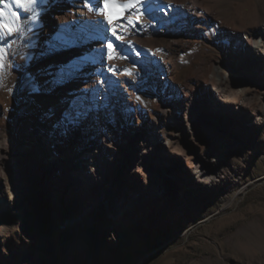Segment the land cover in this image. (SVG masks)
<instances>
[{
    "label": "rangeland",
    "instance_id": "374dc122",
    "mask_svg": "<svg viewBox=\"0 0 264 264\" xmlns=\"http://www.w3.org/2000/svg\"><path fill=\"white\" fill-rule=\"evenodd\" d=\"M204 1L217 15L193 38L196 56L181 54L177 69L146 60V88L123 108L101 118L97 97L96 112L72 121L89 101L43 98L27 70L46 16L28 5L4 12L5 23L23 24L3 40L13 55L0 83L21 192L0 206V264H264V0ZM253 49L260 57L242 58ZM88 137L91 170L81 157ZM203 147L228 191L189 175ZM190 183L202 203L179 198ZM132 192L130 211L117 208Z\"/></svg>",
    "mask_w": 264,
    "mask_h": 264
},
{
    "label": "bare ground",
    "instance_id": "6f19581e",
    "mask_svg": "<svg viewBox=\"0 0 264 264\" xmlns=\"http://www.w3.org/2000/svg\"><path fill=\"white\" fill-rule=\"evenodd\" d=\"M205 2L140 0L137 8L143 15L140 16L139 22L137 9H130L125 13L126 19L121 18L109 26L103 19L102 0H41L36 9L46 16L44 23L48 35L27 70L32 73L34 82L42 89L43 98L59 97L69 100L70 105H74L80 98H85L90 104L87 106L90 110L87 111L96 112L98 97L101 102L98 112L102 118L105 116L104 109L113 111L123 108L125 102L131 100L136 92L146 88L144 73L149 71L150 65L146 60L152 59L165 68L177 69L182 66L181 54L185 52L190 58L196 56V49H192L195 41L193 38L201 35L202 23L211 22L217 15L214 10H206ZM12 8H17L15 0H8V5L4 6L3 11H10ZM89 8L93 10L89 11ZM210 13L211 18L207 17ZM109 42L115 51L107 48ZM260 54L259 49H253L249 55H243L242 58L253 60L260 57ZM109 55L114 58L109 59ZM141 55L144 56V61ZM153 65L155 66V63ZM70 66H78L79 70L73 78L58 82L61 68ZM229 78L226 77L225 81ZM240 94H243V91ZM106 97L109 99L106 100ZM194 99L192 97L191 101ZM213 100L212 106L215 107L214 112H217L220 108L219 100L215 97ZM238 104L244 105L243 102ZM117 112H121L120 109ZM6 131L5 126L0 128V206L3 208L13 205L21 192L20 172L15 164L11 142L5 138ZM87 139L88 148L82 152L81 157L83 163L91 170L95 152L93 146L97 142L89 137ZM170 144V141H167V146ZM49 146L56 149L54 142L53 148L52 142ZM202 150V156L191 160L189 175L199 178L203 185L210 186L211 189L222 188V191H228L230 185L219 178L220 174L216 168L218 160L210 158L208 149L203 147ZM47 151L50 153L49 149ZM3 172H7V180L2 179ZM196 187L192 183L188 184L181 189L179 198L192 203H202L200 198L193 196L192 189ZM156 190L159 191L158 186ZM136 194L132 192L127 197L116 198L113 202H116L117 208L124 210L125 206L130 211L131 206L126 204L128 200L134 199ZM159 198L162 197H158V200ZM113 205L112 212L117 209ZM123 217L126 220V215Z\"/></svg>",
    "mask_w": 264,
    "mask_h": 264
},
{
    "label": "snow or ice",
    "instance_id": "6c2138e0",
    "mask_svg": "<svg viewBox=\"0 0 264 264\" xmlns=\"http://www.w3.org/2000/svg\"><path fill=\"white\" fill-rule=\"evenodd\" d=\"M41 3V0H15L17 7L25 8V5H28V8H25V11L35 12L36 6ZM140 3V0H126V2H121V0H102L103 4V19L109 25H114L115 22L121 18H125V13L130 9H137V22H139L140 16L143 15L142 12H139L137 5ZM8 5V0H0V83L3 82L4 77L6 76L7 66L11 63V45L5 46L2 41L6 38H10L13 35H19L23 29V24L18 23L16 20H11L9 23H5V13L3 11L4 6ZM93 8H89V11H92ZM31 18L26 16L25 19ZM115 35V31H113ZM107 48L110 51H115L113 45L109 42ZM109 59H113L112 55H109ZM78 66L62 67L58 77V82H63L64 80H69L73 78L75 72L78 71ZM129 75L131 73H128ZM87 114V109L85 108V101H81L80 110H76V117L73 118L72 114L69 113L68 119L70 121L78 119L80 116Z\"/></svg>",
    "mask_w": 264,
    "mask_h": 264
}]
</instances>
